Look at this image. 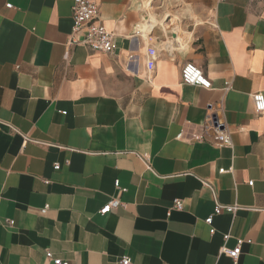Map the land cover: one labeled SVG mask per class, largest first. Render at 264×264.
<instances>
[{
	"label": "crops",
	"instance_id": "obj_1",
	"mask_svg": "<svg viewBox=\"0 0 264 264\" xmlns=\"http://www.w3.org/2000/svg\"><path fill=\"white\" fill-rule=\"evenodd\" d=\"M72 1L0 0V264H234L238 239L264 264V0H88L109 54L70 44Z\"/></svg>",
	"mask_w": 264,
	"mask_h": 264
},
{
	"label": "built area",
	"instance_id": "obj_2",
	"mask_svg": "<svg viewBox=\"0 0 264 264\" xmlns=\"http://www.w3.org/2000/svg\"><path fill=\"white\" fill-rule=\"evenodd\" d=\"M10 7V5H7ZM71 19H72V32H71V45H84L90 50L101 53H111L113 50V34L106 30V28L98 21L99 20V8L97 4L88 0H73L71 5ZM82 34L81 40L74 39V36ZM132 58V56H131ZM181 83L184 85L200 86L202 88H211L210 80L203 74V72L197 68L193 63H185L180 70ZM253 108L256 114H264V93L257 92L251 95ZM208 127L214 132L213 140L220 146L231 147V134L225 129H219L218 126H213V123L209 122ZM177 139H183V135H177ZM194 141H201L203 139L200 135H194L191 138ZM58 165H54V169H58ZM219 173H224V170H220ZM118 187V182H116ZM248 185H252L249 182ZM122 191H124L122 189ZM119 206V201L112 199L107 202L100 210V215H105ZM173 208L177 210L182 209V202L180 200L173 201ZM47 209L45 206L41 211L44 213ZM239 206L237 205H220L216 204L213 210V214L204 220L205 224L211 225L212 216L221 213L233 214ZM12 224V222H9ZM210 234L214 233V229L210 228ZM228 235L222 236L225 242L228 239ZM244 242L250 243V240L238 239L236 246L232 250H228L222 247L221 252L227 255L234 264L236 263L240 252L241 246ZM46 258L53 264H68L66 261H62L59 258L53 257L51 252H46ZM129 259L123 257L120 260V264H129Z\"/></svg>",
	"mask_w": 264,
	"mask_h": 264
},
{
	"label": "rangeland",
	"instance_id": "obj_3",
	"mask_svg": "<svg viewBox=\"0 0 264 264\" xmlns=\"http://www.w3.org/2000/svg\"><path fill=\"white\" fill-rule=\"evenodd\" d=\"M170 2L171 1H169V0H152L153 11H164V10L169 11L168 9H170L173 6V5H170ZM145 3H146V6L150 7V9H151V0H145ZM158 7H160V8L158 9ZM148 17L150 20H151V18L154 19V17L151 14H149ZM166 21H168V20H166Z\"/></svg>",
	"mask_w": 264,
	"mask_h": 264
},
{
	"label": "bare ground",
	"instance_id": "obj_4",
	"mask_svg": "<svg viewBox=\"0 0 264 264\" xmlns=\"http://www.w3.org/2000/svg\"><path fill=\"white\" fill-rule=\"evenodd\" d=\"M153 22H154V19L151 18V20H150L149 22H147L148 25L144 26L143 29H144L145 31H148V30L152 27V23H153ZM138 29H139V28H138Z\"/></svg>",
	"mask_w": 264,
	"mask_h": 264
},
{
	"label": "water",
	"instance_id": "obj_5",
	"mask_svg": "<svg viewBox=\"0 0 264 264\" xmlns=\"http://www.w3.org/2000/svg\"><path fill=\"white\" fill-rule=\"evenodd\" d=\"M212 123H213V126H215V127L218 126V124H217V120H216V117H215V116L212 117ZM218 128L221 129L222 126H218Z\"/></svg>",
	"mask_w": 264,
	"mask_h": 264
}]
</instances>
